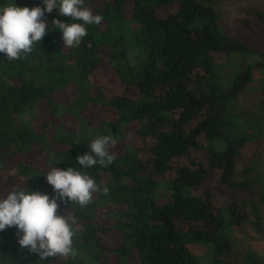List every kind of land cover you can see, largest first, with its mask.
<instances>
[{
	"label": "trees",
	"instance_id": "obj_1",
	"mask_svg": "<svg viewBox=\"0 0 264 264\" xmlns=\"http://www.w3.org/2000/svg\"><path fill=\"white\" fill-rule=\"evenodd\" d=\"M96 1L103 6L92 3V12L103 21L91 25L74 53L62 55L52 35L53 19L75 22L59 8L45 13L49 31L32 53L15 61L0 53V108L23 115L7 145L30 149L12 154L14 167L0 166V197L14 188L53 195L44 175L52 167H79L76 157L103 135L116 138L110 149L116 159L88 173L109 194H93L86 207L61 203V213L77 221L74 256L41 261L20 247L13 226L0 232V264H264L233 232L249 224L264 240V48L254 51L225 33L216 7L227 0ZM13 3L43 7L42 0H0V7ZM253 15L255 27L244 28L255 34L264 30V12ZM103 24L119 30L110 47L97 32ZM220 56L227 64L236 58L230 73ZM104 64L119 79L93 98L91 84ZM70 81L75 96L63 102L59 92ZM70 125L80 130L79 139L57 131ZM34 152L40 159L32 163L27 155ZM215 175L230 195L225 203L220 193L192 192ZM237 192L249 197L235 200ZM201 247L212 256L202 258Z\"/></svg>",
	"mask_w": 264,
	"mask_h": 264
},
{
	"label": "clouds",
	"instance_id": "obj_2",
	"mask_svg": "<svg viewBox=\"0 0 264 264\" xmlns=\"http://www.w3.org/2000/svg\"><path fill=\"white\" fill-rule=\"evenodd\" d=\"M42 2L43 7H20L15 3L0 7V53L5 54L7 60L25 58L33 52L36 44H41L49 31L46 12L59 8L60 16L75 21L67 24L53 19L51 23L62 33L64 47H78L88 35L87 26L100 25L103 21L102 15H94L90 8L84 6V0ZM116 144L113 136H98L88 143L89 152L76 157L79 167H52L44 175L53 188L51 196L40 191L14 188L6 197H0V232L15 226L20 247L37 254L41 261L74 256L73 238L77 221L74 216L61 213V203L86 207L92 202L93 194H109V189L98 184L88 169L97 165L110 167L116 159L110 149ZM6 153L12 155L14 152Z\"/></svg>",
	"mask_w": 264,
	"mask_h": 264
},
{
	"label": "rangeland",
	"instance_id": "obj_3",
	"mask_svg": "<svg viewBox=\"0 0 264 264\" xmlns=\"http://www.w3.org/2000/svg\"><path fill=\"white\" fill-rule=\"evenodd\" d=\"M92 3H98L99 4V8L101 9L103 6V3L101 1H96V0H87L84 2V6L88 7L92 10ZM126 9L127 6H123L122 10H123V16L122 18L125 19L126 21L129 20L127 17V13H126ZM216 11H219L220 13V24L222 29L225 31V33H227L228 35H231L237 39H240L242 41H244L248 46L253 47L254 51H257L259 49L264 48V30L260 29H254V33L250 32L249 30L245 29L244 26L247 25H251V29H253L255 27V16L253 15L254 12H264V0H227L226 2L220 4L218 6V8L216 7ZM218 13V12H217ZM254 17V19H253ZM106 22V21H105ZM70 24V23H67ZM129 27L134 28L135 25L134 24H127ZM93 27L91 25L87 26V30L88 32L91 31ZM97 28V27H95ZM117 31H119L117 29ZM117 31L112 28L109 27V25L103 24L100 27V32H99V28L97 29V32L100 35H104L109 47L112 44V42L115 40L116 35H117ZM52 35H57L58 40H59V51L62 55H67L69 53H74L77 49V47H64V41L62 39V33L60 31L56 32L55 29L52 30ZM39 44V43H38ZM38 44H36L34 47H36ZM108 48V47H107ZM247 58V57H246ZM236 60V58L232 57L229 59V64L226 63V57L224 56H220L217 61L219 63H225L226 66L223 67V72L224 73H230L231 71V67H232V62H234ZM105 60H103L104 62ZM102 62V63H103ZM236 65V64H233ZM118 75L115 72V70L111 67H109V65L104 64L103 66L99 67L97 70V76L95 78V82L91 84V86L93 85V93L92 96L93 98L97 95L99 90H102L103 88H106L108 90H113V88L117 85V81H118ZM96 92V93H95ZM62 93L61 96H63V102L66 100L67 102H71L75 96V83L73 81L68 82L66 85H63V87L61 88L60 92ZM95 93V95H94ZM59 97V96H57ZM61 98V97H60ZM56 99V98H55ZM245 101L247 103H249L250 101L246 98ZM96 107L93 108L92 112L95 116L99 115L100 116V107L98 105H95ZM39 110V108H38ZM88 111V110H87ZM7 111L5 109L0 108V136L3 135L2 137V142H0V166H6L8 169L11 168V166H15V164L17 163L16 161V157L14 156V158L12 157L11 154H8L6 152H30V149L28 148L26 151L22 148L21 145H18L19 148H21V150H17V146L16 143L8 144V136L11 132H16L17 128L19 126L23 125V115L22 113H20L19 115L16 116H11L8 115L6 113ZM49 111H47L45 106H41V114L42 115H46L47 119L49 118ZM83 115H86V113H83ZM40 117V115H39ZM59 118V117H58ZM54 121V125H59L60 122L57 119H53ZM71 127H59L57 129V131L59 130H66L68 131V133L70 134H74V137L78 138L81 136L80 134V130L77 129V127H74L73 125H70ZM128 127L125 129V133H127ZM134 131V129L129 132V134H131ZM9 147L11 148V150L9 149ZM3 152V153H1ZM247 156L245 153H242V157ZM28 159L30 162L33 163V161L35 162L36 160L40 159V156H38L37 154L32 153L29 156L27 155ZM245 159V158H243ZM243 167V163H239L238 164V168H237V173H238V180H241L240 177V171L242 170ZM1 172L3 173L2 169L0 168ZM15 169L13 172L15 174L16 173ZM217 178L218 176H214V177H209L207 179L206 182H204L201 186V188H197L195 190H193L192 192L195 193L196 196L202 195V191H211L214 193H220L221 199H228L225 200L224 202L221 203H225L227 201H229L230 199L227 198L230 195L226 194L225 191H223L222 188H220L217 185ZM17 183L19 184V182L17 181ZM11 185L7 184L6 185V190H11ZM249 197V194L247 192H237L234 194V198L235 200H243L246 201L247 198ZM244 226V225H243ZM243 226L240 228V230H238V228L236 226H233V232H235V230L237 231L238 234H235L240 240V244H242V246L246 249H250L253 252H255L256 254L260 255V256H264V240H262L257 234H255V232L251 229V227L249 226V224L246 225L245 227V231L243 229ZM248 235L247 238L246 237V233ZM241 236H243L241 238ZM107 244V243H106ZM110 246V245H108ZM201 249H203V251L201 252V257L205 258L210 256L211 250L210 248H203L201 247ZM205 250H207L205 252ZM212 256V253H211ZM213 258V257H212ZM206 260V259H205ZM205 262H209V261H205ZM233 264H236L234 261L232 262Z\"/></svg>",
	"mask_w": 264,
	"mask_h": 264
}]
</instances>
